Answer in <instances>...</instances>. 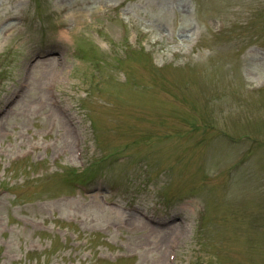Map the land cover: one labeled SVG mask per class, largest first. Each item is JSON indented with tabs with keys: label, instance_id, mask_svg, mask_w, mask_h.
I'll use <instances>...</instances> for the list:
<instances>
[{
	"label": "rangeland",
	"instance_id": "obj_1",
	"mask_svg": "<svg viewBox=\"0 0 264 264\" xmlns=\"http://www.w3.org/2000/svg\"><path fill=\"white\" fill-rule=\"evenodd\" d=\"M0 190V264H264V0H0Z\"/></svg>",
	"mask_w": 264,
	"mask_h": 264
},
{
	"label": "bare ground",
	"instance_id": "obj_2",
	"mask_svg": "<svg viewBox=\"0 0 264 264\" xmlns=\"http://www.w3.org/2000/svg\"><path fill=\"white\" fill-rule=\"evenodd\" d=\"M76 16H77V14H76ZM64 36H65V35H64ZM51 62H52V59H49V60L45 59L44 62L38 63L39 65L37 64V66H44V67H45L46 65L48 66L49 63H51ZM53 63H55V61H53ZM150 232H151V233H154V234H155V233H157V234H158V233H163V232H160V231L155 230V229H153V228H150Z\"/></svg>",
	"mask_w": 264,
	"mask_h": 264
}]
</instances>
